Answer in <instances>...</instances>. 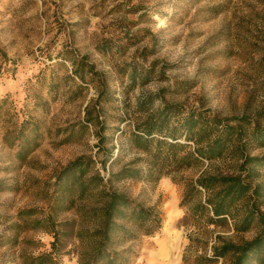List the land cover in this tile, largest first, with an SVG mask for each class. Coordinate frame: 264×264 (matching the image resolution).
<instances>
[{
	"label": "rangeland",
	"instance_id": "obj_1",
	"mask_svg": "<svg viewBox=\"0 0 264 264\" xmlns=\"http://www.w3.org/2000/svg\"><path fill=\"white\" fill-rule=\"evenodd\" d=\"M81 58L98 71L94 79L66 77ZM51 75L58 92L50 90ZM103 86L106 147L114 155L125 149L118 163L100 168L106 177L143 155L128 148L129 134L163 103L263 121L264 0H0V264H79L77 225L88 229L89 220L50 206L61 197L54 185L63 167L83 154L99 158L97 128L62 139L71 126L78 130ZM24 120L41 123L45 136L21 162L12 143ZM232 171L218 159L157 183L113 181L112 189L162 212L161 228L136 243L131 264H195L224 241L253 239L256 230L231 224H184L185 181ZM259 181L264 185V175ZM27 211L34 214H21ZM161 247L169 254L153 263Z\"/></svg>",
	"mask_w": 264,
	"mask_h": 264
},
{
	"label": "trees",
	"instance_id": "obj_2",
	"mask_svg": "<svg viewBox=\"0 0 264 264\" xmlns=\"http://www.w3.org/2000/svg\"><path fill=\"white\" fill-rule=\"evenodd\" d=\"M81 60L74 66L73 74L66 75L68 79L78 77L86 82V75L93 79L98 75L93 65ZM50 80V90L58 92L55 76L51 75ZM78 88L86 89L82 84ZM106 97L108 93L103 86L99 99L86 108L78 130L75 125L71 126L62 139L67 142L76 132L85 135L90 126L97 128L99 158L83 154L63 167L54 185L61 197L50 206L54 210L76 209L79 216L89 220L88 229L81 223L77 225L76 236L83 248L79 264H131L137 257L136 243L144 236L155 234L162 226L158 206H146L112 189L113 181L157 183L163 176L199 168L205 161L218 159L229 162L231 174L202 172L196 179L185 181L181 200V205L187 208L184 224H231L238 232L256 230L257 233L253 239L240 243L224 241L214 246L211 255L197 256L195 264H208L219 258L225 260L223 264H264V185L259 181L264 175V153L252 154L253 150L264 148V113L259 115L263 121L247 116L220 119L205 111L185 112L176 103H163L129 134L128 148L143 155L116 171L110 170L106 177L100 168L104 170L118 163L125 150L119 146L114 155L113 149L106 147V137L101 132L104 124L100 119L101 99ZM44 136L41 123L29 120L21 123L12 143L21 162H26ZM203 193L205 198L197 199ZM27 213L21 212L28 216L34 214Z\"/></svg>",
	"mask_w": 264,
	"mask_h": 264
},
{
	"label": "bare ground",
	"instance_id": "obj_3",
	"mask_svg": "<svg viewBox=\"0 0 264 264\" xmlns=\"http://www.w3.org/2000/svg\"><path fill=\"white\" fill-rule=\"evenodd\" d=\"M168 254H169L168 250L165 249L164 247H161L159 250H157L151 254V260L153 263H160L161 261L163 263L164 261L162 260V258Z\"/></svg>",
	"mask_w": 264,
	"mask_h": 264
}]
</instances>
